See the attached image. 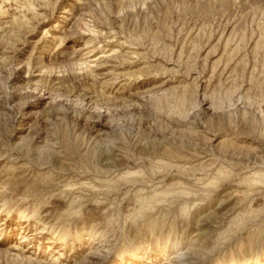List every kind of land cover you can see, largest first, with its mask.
Masks as SVG:
<instances>
[{"label":"rangeland","instance_id":"1","mask_svg":"<svg viewBox=\"0 0 264 264\" xmlns=\"http://www.w3.org/2000/svg\"><path fill=\"white\" fill-rule=\"evenodd\" d=\"M0 264H264V0H0Z\"/></svg>","mask_w":264,"mask_h":264}]
</instances>
